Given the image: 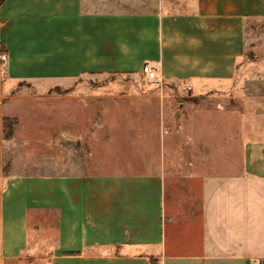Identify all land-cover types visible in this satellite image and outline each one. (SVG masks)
Masks as SVG:
<instances>
[{
	"label": "crops",
	"instance_id": "0c3cea01",
	"mask_svg": "<svg viewBox=\"0 0 264 264\" xmlns=\"http://www.w3.org/2000/svg\"><path fill=\"white\" fill-rule=\"evenodd\" d=\"M0 40V264H264V0H4ZM144 63L178 106L155 151L105 173L18 157L19 99L97 101L88 76ZM197 97L218 108L196 112ZM53 134L83 145L68 125Z\"/></svg>",
	"mask_w": 264,
	"mask_h": 264
},
{
	"label": "rangeland",
	"instance_id": "374dc122",
	"mask_svg": "<svg viewBox=\"0 0 264 264\" xmlns=\"http://www.w3.org/2000/svg\"><path fill=\"white\" fill-rule=\"evenodd\" d=\"M88 79L96 80L97 87L92 90L104 98L85 102L40 94L37 98H21L12 107L13 110H6L20 117L19 131L26 133L20 138L29 145L24 144L25 147L19 151L20 159L49 160L51 166L45 169L52 172L67 169L105 173L126 150L130 149L133 154L143 145L152 152L156 150L160 144V136L156 132L174 122V111L178 106L177 103H170L167 96L173 91L167 87L161 89L139 73L88 76ZM89 90L79 93H90ZM190 101L194 102L195 111L200 114L217 109L219 103L217 98L207 97L192 98ZM9 118L17 122L16 118ZM65 125L74 132L83 133L81 149H76L72 141L66 149L58 142L53 132H58ZM168 130L164 127L162 131ZM188 137L186 134L176 136V143H186ZM40 142H43V147H40ZM186 154L185 147L177 152L180 158H186ZM62 159L66 160L67 166H60Z\"/></svg>",
	"mask_w": 264,
	"mask_h": 264
},
{
	"label": "built area",
	"instance_id": "2783aa9c",
	"mask_svg": "<svg viewBox=\"0 0 264 264\" xmlns=\"http://www.w3.org/2000/svg\"><path fill=\"white\" fill-rule=\"evenodd\" d=\"M1 57L2 60H6L5 54H3ZM139 74L142 75L145 79L155 82L158 86L163 85L164 79L162 75L160 74L159 70L153 67L150 63H144ZM184 90L186 92H190L192 90V87L188 84H184Z\"/></svg>",
	"mask_w": 264,
	"mask_h": 264
},
{
	"label": "trees",
	"instance_id": "16d2710c",
	"mask_svg": "<svg viewBox=\"0 0 264 264\" xmlns=\"http://www.w3.org/2000/svg\"><path fill=\"white\" fill-rule=\"evenodd\" d=\"M3 2L4 0H0V6ZM4 52H6L5 45L0 40V54H3ZM2 123L5 138H11L13 136L14 125L16 124V120L11 119L9 117H4Z\"/></svg>",
	"mask_w": 264,
	"mask_h": 264
}]
</instances>
